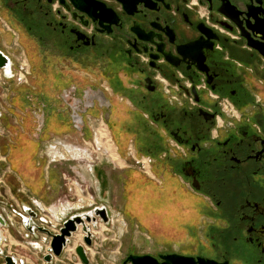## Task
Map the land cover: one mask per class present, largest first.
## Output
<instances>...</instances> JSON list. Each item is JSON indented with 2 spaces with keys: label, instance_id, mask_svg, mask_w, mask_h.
I'll list each match as a JSON object with an SVG mask.
<instances>
[{
  "label": "flooded vegetation",
  "instance_id": "af4514ba",
  "mask_svg": "<svg viewBox=\"0 0 264 264\" xmlns=\"http://www.w3.org/2000/svg\"><path fill=\"white\" fill-rule=\"evenodd\" d=\"M0 18L61 90L66 132L102 118L126 136L119 148L133 138L150 168L171 170L161 192L181 177L210 207L205 235L227 244L188 257L264 264V0H0Z\"/></svg>",
  "mask_w": 264,
  "mask_h": 264
},
{
  "label": "rangeland",
  "instance_id": "374dc122",
  "mask_svg": "<svg viewBox=\"0 0 264 264\" xmlns=\"http://www.w3.org/2000/svg\"><path fill=\"white\" fill-rule=\"evenodd\" d=\"M10 38L17 39V32L0 18V45L8 42ZM18 43L20 48L26 51L25 43ZM12 50L13 47L10 52ZM24 64L25 67L22 66V68H20L21 64H14L11 71L13 78L2 74L4 82L14 83L19 78L22 79V69L27 68L26 63ZM36 67L35 73L30 69L29 82L35 97L32 102L33 107L30 109L36 112L35 123L38 130H43L40 127L42 122L39 121V116L42 117L43 114L46 116L51 128L49 133L41 134L40 144L32 138L34 133L39 132L35 128L29 139L22 137L16 141L15 131L11 128L17 127L16 124L9 119L4 122L0 120V214H5L10 227L7 230L10 241L3 247L6 255L18 256L24 260H22L23 264H47L43 260V254L46 253L43 246L38 244V241L34 242L32 238L24 237L27 232L17 215L23 214V206L31 207L39 216L46 215L50 229L53 233H57L63 221L69 216L88 212L108 202L111 207L109 224L104 225L99 222L97 228L91 227L93 245L87 248L90 264H120L123 258L131 254L157 256L176 253L187 256L199 252L203 245L206 249L211 244H227L219 237L211 241L209 233L213 236V231H207L205 235L207 224L201 217L205 215L206 207L209 206H205V203L192 202L185 196L189 190L183 178L180 177L177 180L178 193L170 180L169 189L161 192L156 176L158 172H162L159 174L164 173L171 177V170L167 169L169 172H166L165 169H157L154 165L150 168L151 172L146 175L142 168L135 164V160H141L144 157L135 152L139 147L135 139L131 138L129 151L119 148L117 143H124L126 136H122L121 139L114 136L112 138L108 123L100 117L87 120V127L84 129L86 135L76 132L66 136V129L58 122L59 117L65 119L60 110L65 109L60 96L61 90L50 86L49 79L43 76V70L38 65ZM4 93L5 95L0 97V112L8 113L6 103L3 104V101L6 102V92ZM102 129L105 130L107 137H110L111 143L103 140L100 147L95 144L92 137L96 131L102 135ZM6 137L19 147L13 153L16 160L11 159V154L7 158L4 156L3 147L8 142ZM8 144L12 146L11 143L8 142ZM38 144L43 150V147L50 150V155L46 159L56 162L55 167L63 174L61 184L65 185L51 196L53 201L58 203V210L53 212L44 211L38 203L36 206L34 201L28 199V192L17 181L18 176L13 168L15 164V168H21L23 172L30 161V150ZM95 164L104 170L105 178L106 174L114 177V184L111 182L107 186L105 181L103 184L100 181V184L95 186L89 184L88 178H90L89 175L92 176ZM37 235L41 240L44 238L43 234L37 233ZM83 235L79 228L70 239L62 257L55 259L58 262L54 261L53 264H82L75 254V248L77 245H84ZM2 263L0 256V264Z\"/></svg>",
  "mask_w": 264,
  "mask_h": 264
},
{
  "label": "crops",
  "instance_id": "0c3cea01",
  "mask_svg": "<svg viewBox=\"0 0 264 264\" xmlns=\"http://www.w3.org/2000/svg\"><path fill=\"white\" fill-rule=\"evenodd\" d=\"M13 38V37H12ZM13 47L12 52H10L11 48ZM17 48V49H14ZM0 50L6 55L11 63V71L14 66V64H21V67L24 66L25 64L27 65V68L22 69V79L17 80L13 82H4V78L2 73L0 74V94L1 98L5 95L4 92H6V97L5 101H3V104L6 103L7 108H8V113L0 112V120L1 121H6V119H9L11 122H14L17 127H11L15 131L14 138L17 139L20 137H25L26 139H29V137L32 135V132L34 131V116H33V111L30 109V107H33L32 105V95L33 93L31 92L32 86L30 85L29 78H30V65L28 62V56L25 50L21 49L18 43V40L15 39H8V42L4 43L3 45H0ZM25 78V79H23ZM3 100V99H2ZM123 107L125 108L126 111L129 113H136L137 110L136 108L126 102ZM30 132V133H29ZM31 134V135H30ZM73 132H67L66 136L72 135ZM35 135H32V138L35 139ZM7 138V137H6ZM33 139V140H34ZM7 141L11 143V147L9 146L8 142L4 145L3 147V153L4 156L7 158V156L11 154V159L16 160V157L13 156V153L18 150L19 147L15 145V143L10 142L9 139L7 138ZM36 142V140H34ZM131 142V138H129L128 142L122 147L125 148L129 151L130 146L129 143ZM14 145V146H13ZM119 147V144H118ZM44 150L41 148V145L35 146L34 148L32 147V150H30V161L27 163V168L24 169L23 172H21V168L16 169L14 166H16L13 162V168L14 172L17 174L18 179L17 181L26 189L28 192V199H31L32 201L35 202L36 206L37 203L39 204V207L42 208L46 212H53L58 210L57 208V201H53L51 196L55 195L59 190H61V187L64 186L65 184H61V180L63 179V174L60 170H58L54 163V161L46 159L48 158V155L50 150H46L45 147H43ZM65 152V151H64ZM137 154H140L139 151H135ZM66 153V152H65ZM10 159V158H9ZM125 159L123 160V162ZM106 162H109L106 160ZM31 163V164H29ZM159 173L158 172L157 177V184L159 188L162 190L164 183L162 180L159 179ZM88 175V174H87ZM105 173L102 168L98 166V164H95L93 166V171H92V176L89 175L90 178H88L89 184L92 186L98 185L106 182L107 186L110 185L112 182L114 184V177H109L108 174H106V178L104 177ZM162 175V174H161ZM108 176V177H107ZM113 180V181H111ZM97 183V184H96ZM146 186V185H144ZM53 194V195H52ZM129 200V199H128ZM104 201V200H103ZM102 203L98 207H104L106 208L109 218H110V213H111V207L108 204V202ZM16 213V212H14ZM5 214H2L4 216ZM41 217H46V215H41ZM8 221V220H7ZM9 224V223H8ZM12 225V224H11ZM9 225L7 228H0V235H1V248L4 251L5 245L10 241L9 237L7 235V230H8ZM39 235L37 233L35 235H28V233L24 234V237L26 239L32 238L36 241H38V244L42 245L44 250L45 246L43 245V240L38 238ZM66 250V249H65ZM65 252V251H64ZM5 253V251H4ZM6 254V253H5ZM47 254H43V257ZM14 256L18 261H22L23 259L18 258L16 255ZM24 261V260H23ZM55 261V260H54ZM58 262V261H55Z\"/></svg>",
  "mask_w": 264,
  "mask_h": 264
},
{
  "label": "water",
  "instance_id": "95a60500",
  "mask_svg": "<svg viewBox=\"0 0 264 264\" xmlns=\"http://www.w3.org/2000/svg\"><path fill=\"white\" fill-rule=\"evenodd\" d=\"M5 70L6 72L10 69V59L4 55L0 50V70ZM23 214L19 215L21 219V225L28 233V235L43 234L46 235L49 241V247L47 254L43 257V260L47 264H52L55 259L62 257L66 247L68 246L72 235L75 234L79 228H81L84 233V242L86 247H91L92 235L90 233L91 227L95 228L98 225V222L103 223L104 225L109 224L110 218L106 208L104 207H94L88 212L77 213L69 216L65 221H63L61 227L57 233H52L48 229L39 225L43 222V218L34 211L29 206H23ZM8 221L5 216L0 214V228H7ZM1 235H0V256L2 257L3 264H23V261H17V259L12 255H6L1 248ZM86 247L79 245L75 248V254L82 264H90L88 254L86 252ZM160 259L164 261L163 264H217L212 261H206L203 258L195 259L188 256L179 255L176 253L161 255ZM126 262L132 264H156V259L150 255H129L126 258Z\"/></svg>",
  "mask_w": 264,
  "mask_h": 264
},
{
  "label": "built area",
  "instance_id": "2783aa9c",
  "mask_svg": "<svg viewBox=\"0 0 264 264\" xmlns=\"http://www.w3.org/2000/svg\"><path fill=\"white\" fill-rule=\"evenodd\" d=\"M11 66H12V63L10 62V69H11ZM9 69V72L11 73V70ZM5 74V76L6 77H8V75H9V77H12L13 78V76L9 73H7L5 70H0V74ZM19 80H21L20 78H19ZM144 159V158H143ZM141 159V160H135V164L136 165H138V166H140L141 168H142V170L144 171V172H146V173H148V172H150V166H149V159ZM41 217V216H40ZM43 218V222L42 223H40V221L38 222L39 223V225H41V226H43L44 228H46V229H48L49 231H51L52 232V230L50 229V223H49V220H48V218H46V217H42ZM53 233V232H52ZM43 240V245L45 246V251H48V247H49V241H50V239L46 236V235H44V238L42 239ZM18 261V260H17ZM3 264V263H2Z\"/></svg>",
  "mask_w": 264,
  "mask_h": 264
},
{
  "label": "bare ground",
  "instance_id": "6f19581e",
  "mask_svg": "<svg viewBox=\"0 0 264 264\" xmlns=\"http://www.w3.org/2000/svg\"><path fill=\"white\" fill-rule=\"evenodd\" d=\"M103 131H102V135H101V133L99 132V131H96L95 132V134H94V136H93V140H94V142H95V144L98 146H100V147H102V141L103 140H105L106 142H109V143H111V141H110V138L109 137H107V135L105 134V130L104 129H102ZM99 147V148H100ZM99 150V149H98ZM116 153V152H115Z\"/></svg>",
  "mask_w": 264,
  "mask_h": 264
},
{
  "label": "trees",
  "instance_id": "16d2710c",
  "mask_svg": "<svg viewBox=\"0 0 264 264\" xmlns=\"http://www.w3.org/2000/svg\"><path fill=\"white\" fill-rule=\"evenodd\" d=\"M19 138H20V137H19ZM19 138H18V139H19ZM21 138H22V137H21ZM14 167H15V166H14Z\"/></svg>",
  "mask_w": 264,
  "mask_h": 264
}]
</instances>
